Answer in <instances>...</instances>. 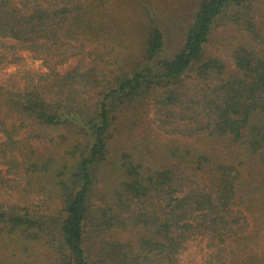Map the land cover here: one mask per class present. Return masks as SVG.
<instances>
[{
  "label": "trees",
  "instance_id": "trees-1",
  "mask_svg": "<svg viewBox=\"0 0 264 264\" xmlns=\"http://www.w3.org/2000/svg\"><path fill=\"white\" fill-rule=\"evenodd\" d=\"M176 2L0 0V264H264V0Z\"/></svg>",
  "mask_w": 264,
  "mask_h": 264
},
{
  "label": "rangeland",
  "instance_id": "rangeland-1",
  "mask_svg": "<svg viewBox=\"0 0 264 264\" xmlns=\"http://www.w3.org/2000/svg\"><path fill=\"white\" fill-rule=\"evenodd\" d=\"M162 3L166 5L167 8L172 9V11H177V7L179 11H183V4L177 3L176 0H162ZM22 57L19 61H16L12 66L8 64L0 66V81L4 82L10 79L11 82H15L18 85H24L27 82L28 76H25V73L28 71L40 73V72H48L50 70L49 65L45 62V60L37 58L34 53L30 51H22ZM79 64L78 57H72L69 61L65 63H61L57 67V71L61 73H67L75 66ZM37 76V75H36ZM42 83H45L46 80L42 79ZM153 118V117H152ZM1 134V133H0ZM37 144L39 142H36ZM43 152H46L47 149L45 147H41ZM207 252L206 241L198 240L193 246H191L185 253V261L192 260L194 264H202L204 255Z\"/></svg>",
  "mask_w": 264,
  "mask_h": 264
}]
</instances>
